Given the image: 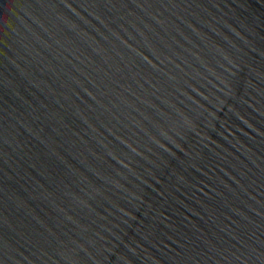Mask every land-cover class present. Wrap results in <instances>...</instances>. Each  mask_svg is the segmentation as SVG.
<instances>
[{
	"label": "water",
	"instance_id": "1",
	"mask_svg": "<svg viewBox=\"0 0 264 264\" xmlns=\"http://www.w3.org/2000/svg\"><path fill=\"white\" fill-rule=\"evenodd\" d=\"M0 264H264V0H0Z\"/></svg>",
	"mask_w": 264,
	"mask_h": 264
}]
</instances>
